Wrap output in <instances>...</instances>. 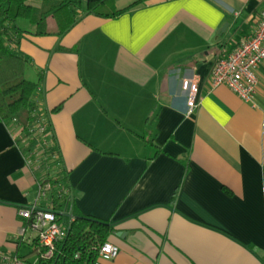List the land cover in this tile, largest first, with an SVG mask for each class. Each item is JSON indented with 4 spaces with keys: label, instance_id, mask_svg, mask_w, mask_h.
<instances>
[{
    "label": "crops",
    "instance_id": "obj_1",
    "mask_svg": "<svg viewBox=\"0 0 264 264\" xmlns=\"http://www.w3.org/2000/svg\"><path fill=\"white\" fill-rule=\"evenodd\" d=\"M111 1L127 9H79L63 33L48 15V33L12 44L49 131L34 127L42 148L0 122V264L38 262L35 232L20 233L33 202L108 222L119 253L105 264H264V60L255 107L210 77L264 0Z\"/></svg>",
    "mask_w": 264,
    "mask_h": 264
},
{
    "label": "trees",
    "instance_id": "obj_2",
    "mask_svg": "<svg viewBox=\"0 0 264 264\" xmlns=\"http://www.w3.org/2000/svg\"><path fill=\"white\" fill-rule=\"evenodd\" d=\"M144 1L136 0L132 6ZM83 2L0 0V122L14 120L27 136L34 134V127L42 130L41 135L49 131L48 127L45 128L48 117L40 115L36 100L39 82L25 77L28 58L12 47V44L18 43L23 32L35 35L48 33V15L54 17L57 32L63 33L75 22L79 9L105 17L116 16L127 9L112 8L111 0H96L89 9L83 6ZM56 216L65 225L69 222L67 232L56 242L55 250L49 258L43 257L42 248L38 262L33 264H92L97 258L95 247L107 241L112 227L106 221L87 215H77L70 221L64 220L65 214L56 213ZM76 252H79V257H75Z\"/></svg>",
    "mask_w": 264,
    "mask_h": 264
},
{
    "label": "built area",
    "instance_id": "obj_3",
    "mask_svg": "<svg viewBox=\"0 0 264 264\" xmlns=\"http://www.w3.org/2000/svg\"><path fill=\"white\" fill-rule=\"evenodd\" d=\"M263 60L264 11L255 31L242 39L228 54L214 62L210 73L212 84L226 85L243 101L255 107L257 106L258 89L256 71ZM182 88L187 93V113H190L197 105L198 82L194 78H186L182 81ZM19 214L26 221L20 233H25L26 228L34 231L35 238L44 248L43 257L49 258L55 250L56 242L65 236L69 222L65 225L57 220L53 210L40 207L35 202L21 206ZM95 250L97 258L92 264H105V261L115 258L119 253L118 246L109 241H104L95 247ZM75 257H79V252L75 253ZM9 264H24V262L18 257H14Z\"/></svg>",
    "mask_w": 264,
    "mask_h": 264
},
{
    "label": "rangeland",
    "instance_id": "obj_4",
    "mask_svg": "<svg viewBox=\"0 0 264 264\" xmlns=\"http://www.w3.org/2000/svg\"><path fill=\"white\" fill-rule=\"evenodd\" d=\"M35 130H34V134L32 136H30V138L33 137V139H30L31 141V144H41L42 148L43 146L45 147V144H48V141L44 138H39V135H35ZM36 139V140H35ZM47 148V147H46ZM32 259H35L37 257V254L36 253H32Z\"/></svg>",
    "mask_w": 264,
    "mask_h": 264
},
{
    "label": "water",
    "instance_id": "obj_5",
    "mask_svg": "<svg viewBox=\"0 0 264 264\" xmlns=\"http://www.w3.org/2000/svg\"><path fill=\"white\" fill-rule=\"evenodd\" d=\"M68 215H69V216H72V213L70 212V213H68ZM68 231H69V229H68Z\"/></svg>",
    "mask_w": 264,
    "mask_h": 264
}]
</instances>
